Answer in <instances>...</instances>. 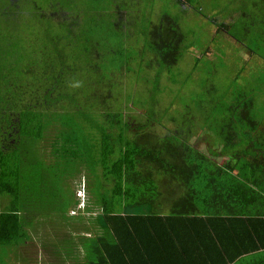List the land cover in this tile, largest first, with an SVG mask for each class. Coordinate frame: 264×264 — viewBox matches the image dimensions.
<instances>
[{"label": "trees", "instance_id": "trees-1", "mask_svg": "<svg viewBox=\"0 0 264 264\" xmlns=\"http://www.w3.org/2000/svg\"><path fill=\"white\" fill-rule=\"evenodd\" d=\"M131 2L0 0V264L35 240L44 264H264V0H238L222 26L255 69L213 39L191 60L202 88L158 118L159 75L150 97L121 94L117 78L146 56L125 41L142 35L145 65L168 68L190 46L177 17L153 22ZM123 103L149 105L145 118ZM164 175L187 191L146 195Z\"/></svg>", "mask_w": 264, "mask_h": 264}, {"label": "rangeland", "instance_id": "rangeland-1", "mask_svg": "<svg viewBox=\"0 0 264 264\" xmlns=\"http://www.w3.org/2000/svg\"><path fill=\"white\" fill-rule=\"evenodd\" d=\"M183 1L184 0H132L131 2L132 7L134 6L132 8L133 13H144L145 16H148L147 13L149 9L152 8L153 22L156 20L157 16L159 17V15H161V13L163 12H168L170 15L177 17L181 31L186 36L185 44L187 47L190 46L188 49H186V51H184V56L179 60L178 64L168 68L167 66L163 67L159 63L157 58V63L152 64V66L145 65L144 62L146 60H149L150 57H152V59L154 60V57L150 55V52L147 50V48L144 47V38L142 35L135 34L136 32H134L125 41V46L132 45L134 49L137 50H135V52L145 51L146 56L144 57V59H141V53L138 52L139 57H133L131 62V64L135 68V72L136 70H138V63L143 61V71L139 73L136 72V75H133L132 77L131 71L128 73H124L119 78H117V82L121 87V94L132 92L135 93V96L139 101L144 98L146 99L153 93L149 90H152V88L154 87V84L152 82L156 81V77L157 75H159L158 86L160 91L154 92L156 96L155 101H158L155 107L159 111V114L154 115L156 117L162 115V112H164L165 114L166 108L179 109V95L187 94L190 89L199 90L200 88H202L199 86V79L201 78L203 72H201L197 68L193 73L190 74L191 60H194L195 54L199 55L201 53L200 50L209 48L212 49L215 46L213 39L222 42V49H225L227 54H234L235 58L237 57L239 59L240 64H244L246 66L247 73L250 74L252 70L255 69V67H253V65L251 64L253 63L252 60H249V51L245 50L243 51L244 53L241 54L237 50V48L242 47L241 44L237 41H234L231 36L226 33L225 28L222 27L223 24H226V26H230L235 22V19H238L239 13H237V11H234L239 4L237 2L238 0H194L193 3L190 4H183ZM230 9L234 11L231 15H229ZM122 10H124V8H122ZM217 28H220V35L222 36V38L220 36L218 37V35L216 37L215 30ZM195 43H200L199 47H195ZM209 53L207 52V55L211 58H214V55L212 56V54L210 55ZM222 62L227 66V69H230V66H236L233 64L234 61H229L228 59L225 60V58L222 60ZM199 67L202 66L199 65ZM205 69L207 70V68H202L201 70L205 71ZM224 70L225 68L221 67L217 74L212 77V82L221 80L226 74ZM251 75L250 77H252ZM130 77L133 80H131ZM83 79L84 78H81L80 81ZM176 80L177 82H175ZM132 106L133 105H131L130 103H123L121 105L122 110L123 108L125 109L123 110L125 114H130L134 117H144L143 115H146L144 113L147 112L145 107H148L149 105L145 104V107L141 106V104L134 105L133 107ZM161 122L167 125L171 124L167 123L166 119H163ZM155 124H157V122H155ZM161 130L165 131V128H162ZM198 134L203 136L202 132H198ZM195 138L196 136L194 135L191 143H193V145L197 149L206 150L207 142L202 141L198 143ZM213 141L214 143L216 142L215 139ZM218 160L219 163H224L223 157L218 158ZM79 179L80 178L77 177L76 180L72 181L73 190H75L76 196L80 195L77 185V181ZM194 185L200 187L201 183L199 180H197L194 182ZM186 191L187 189L184 186H181L179 182H172L169 179V175H164L159 179L157 189L154 190L150 188L147 191L146 195L161 192V197L163 198L162 202L164 203V200H166V202L172 200L176 193V195L180 193L184 194ZM0 204V207L4 206L2 205L3 202ZM157 205L158 204L156 203L152 207L143 206L144 211H149L151 208ZM159 207L160 206H157V208ZM166 208L167 207L165 206V209ZM34 242H32V248L28 249L29 252H26L24 255H22V257H25V259L18 256L13 259L11 264H44L45 258L48 257H46V255L41 252L40 248H38V240H35ZM27 257H30V259L27 260Z\"/></svg>", "mask_w": 264, "mask_h": 264}, {"label": "clouds", "instance_id": "clouds-1", "mask_svg": "<svg viewBox=\"0 0 264 264\" xmlns=\"http://www.w3.org/2000/svg\"><path fill=\"white\" fill-rule=\"evenodd\" d=\"M72 87H79V83H74L73 85H71ZM83 189V188H82ZM80 195H82V191L81 190H78Z\"/></svg>", "mask_w": 264, "mask_h": 264}]
</instances>
